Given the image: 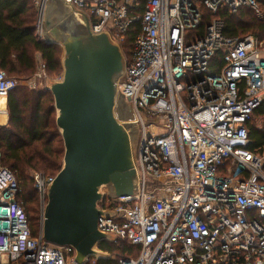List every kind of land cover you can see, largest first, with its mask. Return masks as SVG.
Returning <instances> with one entry per match:
<instances>
[{
    "label": "built area",
    "instance_id": "built-area-1",
    "mask_svg": "<svg viewBox=\"0 0 264 264\" xmlns=\"http://www.w3.org/2000/svg\"><path fill=\"white\" fill-rule=\"evenodd\" d=\"M46 1L31 0L41 41L49 39ZM67 1L121 51L134 34L116 116L138 126L140 186L120 198L104 190L99 208L111 215L97 221L139 247L118 264H264V154L248 149V123L264 107V41L226 38L214 18L246 7L262 19L258 0ZM44 77L41 63L32 85ZM17 86L0 70V99ZM54 178L32 174L40 226ZM19 193L16 175L0 165V264H74L72 248L45 243L40 226L32 235Z\"/></svg>",
    "mask_w": 264,
    "mask_h": 264
},
{
    "label": "water",
    "instance_id": "water-1",
    "mask_svg": "<svg viewBox=\"0 0 264 264\" xmlns=\"http://www.w3.org/2000/svg\"><path fill=\"white\" fill-rule=\"evenodd\" d=\"M42 23L45 42L62 49L61 79L47 81L45 90L53 98L64 156L47 188L40 229L45 243L72 248L74 264H85L106 256L97 245L115 241L97 226L99 217L111 215L99 208L104 190L120 198L139 189V130L116 116L126 60L109 34L93 33L88 15L67 0H47Z\"/></svg>",
    "mask_w": 264,
    "mask_h": 264
},
{
    "label": "trees",
    "instance_id": "trees-1",
    "mask_svg": "<svg viewBox=\"0 0 264 264\" xmlns=\"http://www.w3.org/2000/svg\"><path fill=\"white\" fill-rule=\"evenodd\" d=\"M264 15V0H258ZM223 22L226 38L253 36L264 41V18L256 17L253 10L242 7L236 13L219 12L215 17ZM211 17L207 18L209 21ZM36 10L31 0H0V70L9 77L31 76L40 55L46 74L62 73V49L35 37ZM204 24V23H203ZM202 24V25H203ZM133 32L128 34L122 53L126 58L132 48ZM50 92L16 88L6 98L8 122L0 126V163L10 169L19 181L17 201L25 213L33 236L38 234L40 213L37 192L27 170H40L55 177L64 156L63 141L55 124V109ZM260 118L261 126L253 120ZM248 149L264 154V107L257 108L248 123ZM59 141V142H56ZM98 249L106 256L97 264H118L122 259L136 258L139 247L126 240L102 242Z\"/></svg>",
    "mask_w": 264,
    "mask_h": 264
},
{
    "label": "rangeland",
    "instance_id": "rangeland-1",
    "mask_svg": "<svg viewBox=\"0 0 264 264\" xmlns=\"http://www.w3.org/2000/svg\"><path fill=\"white\" fill-rule=\"evenodd\" d=\"M35 60H36V68H35L34 74L36 72H38V70L40 69V64L42 63L41 57L38 54L36 55ZM62 73H63V71H62ZM62 73L60 74V76H55V77L54 76H49L48 74H46V77H44L43 79L38 80V82H36V86L32 85L33 84V80H31L32 77L34 76V74H32L31 76L27 75L25 77H20V78L13 77V78L17 81V84H18L17 87L18 88H23V89H27V90H36L37 91V90L45 89L46 82L49 81V80L50 81H59L61 79ZM5 113H6L5 115L7 117L6 123L4 125H0V126H6L7 125V122H8L7 108H6ZM253 122L257 126H261V124H262V121L260 120V118L254 119ZM56 142H59V141H56ZM0 165H1V163H0ZM33 173H38V174H40L42 176H46V177L51 175L50 172L49 173H44L43 171L34 170V169L27 170V174H28L30 179L32 178V174ZM38 209H39V213H40L39 206H38Z\"/></svg>",
    "mask_w": 264,
    "mask_h": 264
},
{
    "label": "bare ground",
    "instance_id": "bare-ground-1",
    "mask_svg": "<svg viewBox=\"0 0 264 264\" xmlns=\"http://www.w3.org/2000/svg\"><path fill=\"white\" fill-rule=\"evenodd\" d=\"M5 99H0V123L5 122Z\"/></svg>",
    "mask_w": 264,
    "mask_h": 264
},
{
    "label": "crops",
    "instance_id": "crops-1",
    "mask_svg": "<svg viewBox=\"0 0 264 264\" xmlns=\"http://www.w3.org/2000/svg\"><path fill=\"white\" fill-rule=\"evenodd\" d=\"M5 111H6V101H5ZM6 119H7V117H6V115H5V122L2 124V123H0V125H4L5 123H6Z\"/></svg>",
    "mask_w": 264,
    "mask_h": 264
}]
</instances>
